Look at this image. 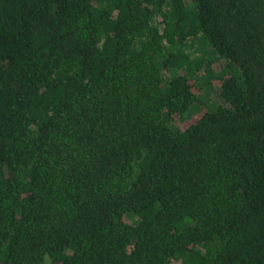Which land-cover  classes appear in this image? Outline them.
<instances>
[{
  "label": "trees",
  "instance_id": "1",
  "mask_svg": "<svg viewBox=\"0 0 264 264\" xmlns=\"http://www.w3.org/2000/svg\"><path fill=\"white\" fill-rule=\"evenodd\" d=\"M0 264H264V0H0Z\"/></svg>",
  "mask_w": 264,
  "mask_h": 264
},
{
  "label": "rangeland",
  "instance_id": "2",
  "mask_svg": "<svg viewBox=\"0 0 264 264\" xmlns=\"http://www.w3.org/2000/svg\"><path fill=\"white\" fill-rule=\"evenodd\" d=\"M215 83V82H214ZM215 85L216 86H213V87H215L214 89H213V91H211L212 89H208V87L207 86H205V84H203L202 83V88H203V96H204V100H205V104H204V106L207 108V109H213L214 108V106H213V104H212V102L214 103V104H216V103H219V102H221V99H220V97H219V87H218V84L217 83H215ZM212 104V105H211ZM212 106V107H211ZM197 111L196 110H194L193 111V113H196Z\"/></svg>",
  "mask_w": 264,
  "mask_h": 264
}]
</instances>
